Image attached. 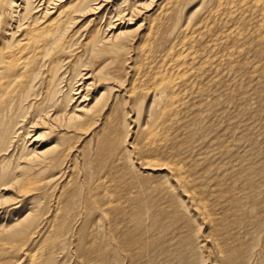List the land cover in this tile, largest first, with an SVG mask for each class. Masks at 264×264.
Masks as SVG:
<instances>
[{"label":"bare ground","instance_id":"obj_1","mask_svg":"<svg viewBox=\"0 0 264 264\" xmlns=\"http://www.w3.org/2000/svg\"><path fill=\"white\" fill-rule=\"evenodd\" d=\"M119 1L0 0V220L8 208L5 218L14 217L0 222V264H57L73 237L81 260L99 252L92 264H118L121 253L128 264H211V246L216 251L212 264L238 260L240 248L233 241L252 225L244 224L245 203L261 188L252 168L251 174L233 169L216 177L208 191L196 188L185 168L167 157H172L177 131L205 137V117L197 109L219 108L235 97L234 91H215L223 83L221 72L246 71L264 80V64L242 62L246 51L264 58V0H136L129 6ZM187 8L194 10L185 16ZM150 10L159 16L157 23L147 24L145 18L133 29L138 15ZM212 71L216 75L206 77ZM157 89L161 110L147 101ZM145 116L156 122L137 149L127 144V128L130 120ZM25 122L31 126L24 128ZM41 127L56 138L46 147L39 144L41 133H33ZM161 127L166 131L159 141L156 129ZM127 146L139 150L144 170L162 181L157 190L173 197L186 193L194 214L187 217L190 207L182 206L163 219L141 211L135 225L131 221L133 227H126L124 244L118 240L122 248L100 253L90 242L93 246L82 252L84 223L76 218L79 213H70L82 198L80 178L89 176L95 152L112 158L121 151L125 155ZM201 160L207 164L209 154ZM75 164L81 172L74 177ZM211 171L208 167L206 173ZM108 190L117 194L110 185ZM51 201L57 205L52 212ZM150 219L157 221L147 227ZM111 220L119 222L115 216ZM256 221L260 237L264 220Z\"/></svg>","mask_w":264,"mask_h":264},{"label":"rangeland","instance_id":"obj_2","mask_svg":"<svg viewBox=\"0 0 264 264\" xmlns=\"http://www.w3.org/2000/svg\"><path fill=\"white\" fill-rule=\"evenodd\" d=\"M135 1L136 0H120L118 4H122V6L127 4L129 6L134 4ZM141 1L143 2L145 0ZM155 10L140 13L134 21L136 23L133 24V29L141 24L145 18H148L146 19L147 24L151 20L157 23L159 16H157ZM193 10L194 8H187L185 10V16H188V14L190 15ZM145 27L143 28L145 29ZM131 55H134L133 51L131 52ZM244 59L251 60V62H247V60ZM263 61L264 58L260 60L254 52L250 51H246L242 58V62L251 64L254 62V65H259L260 63L263 65ZM225 71L226 70L221 72L225 73V77L220 73V78L223 79V85H219L220 88L216 87L215 91H224L227 93H233L232 91H234L235 97L232 100H227L219 108L203 107L197 109V113L203 112L205 117V120L202 122L205 130V137L203 139L196 136L187 137L184 135V133L187 134L186 130L182 129L181 132L180 130L177 131V133L180 134L177 135V140L174 139L172 141V150L169 151L172 157L168 156L167 158H170V162L175 160L173 162L178 163V165L185 168V176L188 177V179L193 180L196 188L206 187L208 191L215 188L217 178L224 176V173L226 172L237 169L243 175H247L251 174V172H249L250 168L254 169H251L252 172L254 171L252 177H254L255 184L261 188L255 192V196L250 197L247 203H245L247 205V211L244 215V220H246L244 221V224L248 225L251 222L249 225H252L249 229L247 228L248 230H240L238 238L233 242H235L237 247L240 248L236 264H264V234L260 235V237H257L258 234L256 236V220L259 218L264 220V105L262 106L260 104L261 101H264V97L260 98L261 95H264V80L259 79L258 75L246 71H242L240 74H233V76L228 75V71L226 74ZM214 72L215 71L208 73L209 75L207 74L206 77L212 78L213 75H216ZM235 76L239 80L238 83H234ZM244 78L245 80L243 82ZM161 97L162 92L157 89L155 92L149 93L147 101L149 103L155 101L156 105H158L157 108L161 110L163 108V106H160L159 104ZM245 104H247L250 109L243 112L242 107ZM135 118V116H130L131 120H134ZM131 120L129 121L130 125L128 124V133H126L125 138L126 141H128V145L132 144L139 149L142 147L145 138H147L148 131L153 129L152 127L155 125L156 120L154 121V118L149 116L142 117L140 120L133 122H131ZM27 125L28 127L31 126V124L25 122L23 125L24 128H26ZM217 126L218 128H216ZM29 129L33 130L32 127ZM36 131H38L37 134L41 133L40 145L46 147L56 141L53 134L50 133V131H46L45 127H41L38 130L34 129L33 133ZM156 131L158 133L159 141H162V133L166 130H163V127H161L156 129ZM117 137L118 135H113V139L118 141ZM154 138L156 141L157 137ZM32 147L33 146L30 148ZM45 147H42V149ZM137 149H129L127 146L126 150L128 152L125 153V155L122 154L121 151L113 154L112 158H110V155L107 153L95 152V156L91 155V157L94 158V162L90 160L93 166L92 169L87 170L89 176L83 178L81 174L82 177L80 178V183L82 184V198L76 202V205H73L74 210L70 209L72 215L79 213L76 215V218L80 217L79 220L81 223H84H82L84 226L80 228V232L84 230L80 235L82 237V241L80 242L83 246L82 252L88 250V247L93 246L90 242L101 249L100 253H107L110 246H115L119 249L122 248L120 242L124 244L127 232L126 227L129 226L128 230L133 227L130 226L131 221H133L135 225L134 218L141 214V211L151 210V214L157 216L163 215L162 217H159L163 219L172 213L171 210L174 206H182V208L190 207V213H187V217H191L192 214H194V212H192L194 206L191 204V200L184 196L186 193H181L182 195L178 193V196L176 194V196L173 197L157 190L156 186L163 183L156 176L155 172L144 170V165L138 160L140 155L139 150ZM206 154H209V161L207 164H203L205 162L201 159ZM127 159L132 160L133 170L130 169V165L132 164L126 163ZM78 162L79 159H77V165L80 166L81 164ZM196 162L199 163L198 166ZM77 165L75 164L73 171L70 172L74 177L76 174L80 176L81 171ZM208 167L212 168L210 174L206 173ZM160 173L164 174L165 172ZM205 175L206 180L203 181L202 178ZM66 182L67 181L63 184H66ZM109 185L112 187L113 194L117 193L116 195L113 196L111 190H108ZM7 195L8 194L3 195L4 198H6ZM206 195H208V193ZM176 198L179 200L178 202L174 201ZM8 205L9 204H7V206ZM50 209H52L50 212H52L53 209L54 211L57 210L55 201H51ZM8 210L10 212L9 208L5 212H2L0 220V222H2L1 224H7L14 219L11 215V220L7 221L5 216L8 214ZM115 210L118 211L117 214H115ZM83 211L85 213H83ZM113 216L118 218V223L112 222L111 218ZM148 218L153 217H146L144 219ZM156 221L157 219L147 220V227L151 222ZM96 222L99 223L102 228L100 229L101 232H99V234L97 230H95ZM203 226L204 228H202V232L208 235L207 225L204 224ZM241 231L244 232L241 234ZM251 231H254V233ZM93 238L95 242H93ZM73 239L74 237L69 241L66 253L57 259V264H92L95 259H100L98 256L99 252L96 254L93 252V259L91 258V254L89 257L87 256L84 260H81L79 258L77 244H75ZM118 240L120 242H118ZM207 255L210 258L211 264L214 263L216 251L213 249V246L209 248ZM240 255H242V257ZM120 256V263L118 264L129 263V260L123 253H121ZM107 258H110L111 260L110 253L107 254ZM102 259L106 261V256H103ZM90 260H92V262Z\"/></svg>","mask_w":264,"mask_h":264}]
</instances>
